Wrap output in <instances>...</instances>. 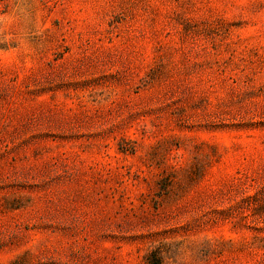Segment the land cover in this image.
<instances>
[{
	"label": "rangeland",
	"instance_id": "1",
	"mask_svg": "<svg viewBox=\"0 0 264 264\" xmlns=\"http://www.w3.org/2000/svg\"><path fill=\"white\" fill-rule=\"evenodd\" d=\"M0 264H264V0H0Z\"/></svg>",
	"mask_w": 264,
	"mask_h": 264
}]
</instances>
